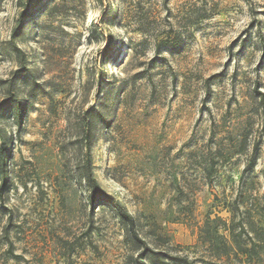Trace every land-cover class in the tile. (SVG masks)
I'll return each mask as SVG.
<instances>
[{"label": "rangeland", "instance_id": "1", "mask_svg": "<svg viewBox=\"0 0 264 264\" xmlns=\"http://www.w3.org/2000/svg\"><path fill=\"white\" fill-rule=\"evenodd\" d=\"M26 6L0 0V79L29 106L0 120V264H264V0H41L17 53ZM92 106L93 174L146 245L89 201Z\"/></svg>", "mask_w": 264, "mask_h": 264}, {"label": "trees", "instance_id": "2", "mask_svg": "<svg viewBox=\"0 0 264 264\" xmlns=\"http://www.w3.org/2000/svg\"><path fill=\"white\" fill-rule=\"evenodd\" d=\"M27 6L20 11L19 16L16 21V25L13 29V50L17 53H21L20 48L16 45L15 39L20 35L23 27L26 25L29 19H31L37 12L36 8L38 7L41 0H26ZM20 63L22 67L24 66L23 57L20 55ZM21 70L17 69L15 72ZM0 83H9L7 88L8 95L0 102V120L10 116L16 121V125L20 128L23 124V119L25 113L29 110L27 102L19 98L16 94V80L13 78L11 80L0 79ZM262 98H264V92L259 93ZM3 113H6L4 117ZM82 121H86L85 124H82L81 132L77 140L78 143L85 148V163L82 168V178L86 180V183L89 187V201L92 206H95L96 203L100 202H109L112 203L121 216L123 222L127 226L130 233L134 236L136 242H141L146 245V242L142 240L139 236L137 230L136 220L133 214L126 208L122 202L117 199L114 195L108 193L101 184L97 181L96 177L93 174L92 159H91V150L94 144V123L95 121H101L104 125L109 123V114L106 112L103 106L98 108L92 106L84 112ZM5 140V134L3 128L0 126V142ZM9 157L8 145L6 142L0 144V173H1V182L3 188L8 180V175L6 171V161ZM251 169V166H247L243 174ZM147 249V248H146ZM152 263L159 264L160 252L151 250V255L149 256ZM169 259L174 260L176 264H194L189 262L187 258L181 256H169ZM161 264V263H160Z\"/></svg>", "mask_w": 264, "mask_h": 264}]
</instances>
